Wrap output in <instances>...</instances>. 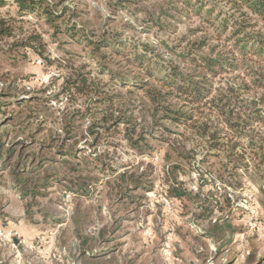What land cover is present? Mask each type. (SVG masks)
Returning a JSON list of instances; mask_svg holds the SVG:
<instances>
[{"label":"rangeland","instance_id":"rangeland-1","mask_svg":"<svg viewBox=\"0 0 264 264\" xmlns=\"http://www.w3.org/2000/svg\"><path fill=\"white\" fill-rule=\"evenodd\" d=\"M16 1L0 0V18L15 28L13 37L0 39V91L5 85L4 79H8L3 77L5 73L11 74L9 79L20 85V91L24 87H27L26 91L39 90L56 79L48 91L51 95L49 104L56 113L40 125L43 127L41 132H36L38 124L25 130L20 124L24 121H8L11 106L8 108L10 113L0 112V136L7 147L16 145L13 162L20 157L27 169L33 168L41 163V157L46 153L40 145L47 137H57V145L64 142L59 117L65 108L74 111L85 105L95 114L94 118L89 116L84 120L80 128L84 137L76 146L77 152L84 151V155L92 158L84 161L79 153L75 157H58L42 166L39 174L33 175V184L38 183L45 196L23 198L8 173L1 178L0 264H245L252 253L256 255L257 264H264V175L253 170L247 172L242 167L234 170L235 175H219L222 166L228 164L227 159L205 158L207 153L214 152L192 134L188 118L180 116L179 120H174L176 116L155 111L140 84L132 82L123 87L111 79L109 72L93 75L109 109L98 103L101 97L97 95L81 98L74 106L69 105L66 95L56 97L64 83V75H72V67L79 70L82 65L90 66L86 42L71 37L67 29L84 28L92 41L99 40L102 35L110 41V37H115L120 43L127 44L130 52H142L145 45L151 46L148 56L161 63L163 71L158 70L157 75L148 79L161 86L171 66L187 72L193 67L201 71L203 68L199 65L206 57L239 54L240 47L237 46L240 45L231 39L232 29L224 32L220 26V19L229 8L223 10V3L213 8V0H132L129 4H122L121 0H66L54 10L61 12L62 8H69L73 11H67L66 23L57 20L56 24L60 26L57 28L48 24L43 9L23 12ZM211 9H215L212 14ZM34 34L41 35L46 45L42 50L44 57L67 62V68L59 72L55 66L44 65L40 52L37 54L28 45ZM36 47L41 51L38 45ZM110 47H115L112 42ZM253 47L248 46L247 50L252 51ZM66 57H74V61L68 62ZM245 58L246 64L239 70L221 72L213 81L214 87L232 85L242 79L248 81L253 64L257 61L264 64V60L251 54ZM119 65L126 64L116 60L110 67L121 71ZM0 95V103H5L3 93ZM251 96L246 94L248 98ZM186 99L183 95L170 103L173 108L188 113ZM106 111L116 115L133 114L142 126L153 131L154 137L160 140L150 139L153 145L150 154L133 150L123 133L104 136L94 143L88 129L96 123L94 120L99 121L110 113ZM98 123L102 125L103 122ZM123 129V126L119 128L120 131ZM33 134L37 140L31 145L29 137ZM168 141L194 150V168L187 165L185 171L181 169L173 176L192 193L193 203L168 197V189L174 183L165 173L172 166L166 161ZM67 144L72 142L67 141ZM53 152L57 153L58 148ZM96 155H105L106 163L118 172L102 170L94 160ZM64 159L73 163L82 175L67 172L62 164ZM45 168L49 175L42 173ZM132 168L139 172L150 171L154 188L146 193L137 191V202L125 207L116 194L110 193L120 181V173ZM225 197L231 203L222 212L216 202L224 203ZM30 203L31 207H28ZM227 219L232 221L233 234L225 241L215 242L205 236L211 223H222ZM113 225L118 227L114 236L115 252L101 249L99 243L95 249L98 257L94 260L84 258L80 254L77 228L81 227L84 236L98 237L103 227Z\"/></svg>","mask_w":264,"mask_h":264},{"label":"trees","instance_id":"trees-1","mask_svg":"<svg viewBox=\"0 0 264 264\" xmlns=\"http://www.w3.org/2000/svg\"><path fill=\"white\" fill-rule=\"evenodd\" d=\"M66 0H17L19 8L23 11L31 13L36 12V8H41L45 12L46 21L50 26H57V20H65L67 11L72 12V9L62 8L61 12L55 11L60 4ZM132 0H125L122 4H129ZM213 8H216L223 3L224 9L229 10L223 14L220 19V26L223 31L232 29L231 39H233L239 49L238 55L228 57H206L203 59V64L199 65L203 69L197 71L194 67L192 70L184 71L178 66H171L168 68L165 77L162 79L161 86H156L150 82L149 77H154L158 74L161 63L149 58L148 52L152 51V47L145 45L140 51L130 52L127 44L120 43L115 37L108 39L105 36H100L99 40L92 41L89 34L84 28L77 27L67 29L71 37L82 39L86 42L85 47L89 53L87 59L90 66L82 65L79 70L74 67L71 76L64 75V83L56 95L60 98L61 95H66L69 105L74 106L76 102L81 99L92 96L101 97L99 104L106 105L109 109L107 99L101 96L102 91L96 84L93 75H104L109 72L111 79L120 82L122 86H127L132 82L140 84L141 90L145 92L146 97L152 102L155 111H164L167 116L169 114L176 116L174 120H179V117L188 118V124L192 129V134L198 137V140L208 144L210 152L205 158L210 156H219L227 159L228 164L222 166L219 175H235L234 170L242 167L245 171L253 170L259 175H264V133L262 126L264 125V64L257 61L253 64L251 72L248 75L250 80L242 79V81L235 82L232 85L214 87V79L218 77L224 70L237 71L246 64L245 56L251 54L258 60H264V0H213ZM215 9H211V14ZM209 20V19H208ZM66 23V20L64 21ZM15 28L8 26L3 18H0V39L10 38L14 36ZM94 34V33H92ZM114 44L115 47H110ZM28 45L43 59L46 67L55 66L59 72L63 68H67L68 63L61 60L44 57L43 49L46 45L43 43L41 35H31ZM38 45L41 51L36 47ZM242 46V47H241ZM248 46H254L252 51H248ZM69 58V61H74V57ZM116 60L124 61L125 66H120L119 69H113L110 66L114 65ZM196 62V61H195ZM73 64V63H72ZM120 64V63H119ZM72 66V65H70ZM90 68L91 70H88ZM88 70V72H85ZM126 70V71H124ZM63 75V73H61ZM96 76V75H95ZM3 77L4 86L1 87V93L5 97V103H0V112L11 113L9 122H22L24 129L27 130L33 125H37L36 132H41L43 127L40 125L46 122L48 118H53L56 112L52 111L50 106L51 95L48 91L51 85L56 81L53 79L51 85L44 86L39 90L29 89L24 87L20 91V85L15 80H10V73H5ZM96 79V78H95ZM138 87V86H136ZM23 97L20 96V93ZM251 94V98L246 97V94ZM186 96L188 103L187 111H180L171 105L176 97ZM1 96V95H0ZM48 99V100H47ZM14 101V102H13ZM11 106V108L9 107ZM10 108V112L9 109ZM110 112V111H106ZM93 111L90 106H83L74 111L68 107L60 112V124L64 135V142L57 145V137L51 135L41 143L40 149L46 152L41 157V163L33 168L25 167L19 157L14 163L16 157V145L9 146L5 144L4 138L0 136V180L5 173H8L12 178L17 188L21 191L23 198L29 197L36 199L39 196H45L42 193L38 183L33 184V175H37L38 170L50 161H55L58 157L65 158L82 156L84 161L92 158L90 155H84V151H76V146L84 137L80 128L84 125V120L87 117L94 118ZM89 129L88 134L93 136V142L98 143L104 136H113L117 133H123L129 146L139 154H150L153 150V145L150 139H156L154 132L149 128L142 126L138 118L133 114H118L114 112L106 113L99 121L94 120ZM103 122L102 125H98ZM155 122V121H154ZM98 123V124H97ZM106 124V125H104ZM156 125V124H155ZM97 126H100L98 129ZM123 126V131L119 128ZM24 133L26 131H23ZM8 133H5V137ZM79 137V139H78ZM30 144L36 142V136L33 134L29 137ZM160 140V139H156ZM67 141L72 142L68 146ZM21 145L23 143H20ZM168 150L166 152V161L172 163V166L166 169V175L172 177V181L168 189V197L171 200L179 199L182 202H194L192 193L186 189L182 181H179L173 176L185 171L187 165L189 168H194L195 156L194 150L186 149L181 145L174 144L168 141ZM58 148V152L54 153L53 149ZM216 152V153H215ZM97 165H101L104 171H111V173L118 172L116 168L109 166L105 161V155H96L94 157ZM67 172L82 175L79 169L70 161L64 159L62 161ZM174 162V163H173ZM232 166L230 167L229 166ZM46 166V165H45ZM201 171V169H199ZM44 175H49L47 168L42 170ZM148 170L139 172L138 169H127L120 173V181L110 195L116 194L117 198L128 207L136 203L137 197L135 193L143 190L145 193L152 191L154 188V181ZM46 183L48 178H44ZM91 180V179H90ZM87 185V183H84ZM47 188V187H46ZM85 189L91 186L83 187ZM200 198V196H199ZM230 200L225 197L224 203L216 202V206L222 212L230 207ZM28 207H31V203ZM187 209V207H186ZM30 213V212H28ZM74 221H76L74 219ZM232 221L227 219L222 223H211L205 236L213 239L215 242L226 239V237L233 234ZM118 227H103L100 230L98 237L90 235H82L81 227L77 228V235L80 241V254L87 260L96 259L95 249L97 244H101V249L113 253L116 250L114 245V236L118 232ZM107 248V249H106ZM256 255L250 254L247 256L245 264H257Z\"/></svg>","mask_w":264,"mask_h":264}]
</instances>
